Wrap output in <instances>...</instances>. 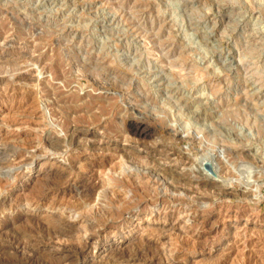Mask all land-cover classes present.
<instances>
[{
	"label": "rangeland",
	"instance_id": "obj_1",
	"mask_svg": "<svg viewBox=\"0 0 264 264\" xmlns=\"http://www.w3.org/2000/svg\"><path fill=\"white\" fill-rule=\"evenodd\" d=\"M0 264H264V0H0Z\"/></svg>",
	"mask_w": 264,
	"mask_h": 264
},
{
	"label": "bare ground",
	"instance_id": "obj_2",
	"mask_svg": "<svg viewBox=\"0 0 264 264\" xmlns=\"http://www.w3.org/2000/svg\"><path fill=\"white\" fill-rule=\"evenodd\" d=\"M128 138V137H127ZM126 141V140H125ZM128 141V140H127ZM221 150V149H220ZM224 151V150H223ZM221 152H219V153H215V152H211L210 154H209V158L208 159H205V157L203 156H201L202 158H204L203 160H209L208 162H210L211 163V166H212V168L214 169V172L215 173H217L218 174V171H217V169H216V166L215 165H218V163L219 164H221L223 167H225L227 170H229V165H228V160H226L223 156H221V154H220ZM223 155H224V153H223ZM229 155V154H228ZM201 158V159H202ZM207 158V157H206ZM143 159V158H142ZM196 159V158H195ZM144 160V159H143ZM203 160L202 161H199L200 162V164H201V162H203ZM214 161H215V163L217 162V164H215L214 163ZM144 162V161H143ZM205 162V161H204ZM148 163V162H147ZM146 163V164H147ZM173 163H174V165L176 164V165H178V164H180L179 163V161H177V160H175V161H173ZM145 164V163H144ZM220 168V167H219ZM150 169V168H149ZM101 170V169H100ZM222 170V169H221ZM224 170V169H223ZM234 170V169H233ZM103 172V171H102ZM230 172V171H229ZM243 172H245V171H243ZM250 173V172H249ZM248 173V174H249ZM226 174V173H225ZM107 175V174H106ZM228 175V174H227ZM254 175V174H253ZM252 175V176H253ZM219 177V176H218ZM247 177V176H246ZM197 179V178H196ZM247 180H249V179H251V176H250V174H249V177H247L246 178ZM148 180V179H147ZM158 180V179H157ZM195 180V179H194ZM244 180V179H243ZM155 182V181H154ZM250 182V181H249ZM158 183V182H157ZM251 185V184H250ZM248 186V185H247ZM254 187V186H253ZM257 188H258V186H257ZM259 191V190H258ZM165 192V191H164ZM254 192V191H253ZM98 194V193H97ZM257 194V193H256ZM256 194H254V195H256ZM259 194V193H258ZM256 198H257V196H255ZM97 199V198H96ZM162 206V205H161ZM163 207V206H162ZM161 207V208H162ZM165 208H166V206H165ZM165 208H163V209H165ZM187 208V207H186ZM163 209H162V211H163ZM168 209V208H167ZM159 211V210H158ZM183 212H185V210H183ZM85 242V241H84ZM87 243V242H86ZM84 245H85V243H83ZM83 244H82V246H83ZM80 248V247H79ZM82 249V248H81ZM75 252V251H74ZM78 254V253H77Z\"/></svg>",
	"mask_w": 264,
	"mask_h": 264
}]
</instances>
